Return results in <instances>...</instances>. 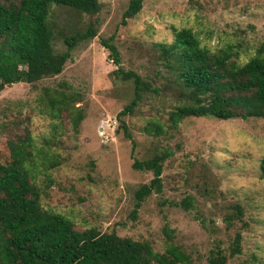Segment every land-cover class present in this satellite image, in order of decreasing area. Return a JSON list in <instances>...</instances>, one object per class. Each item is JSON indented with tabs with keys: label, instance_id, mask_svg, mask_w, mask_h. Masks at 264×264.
Returning <instances> with one entry per match:
<instances>
[{
	"label": "rangeland",
	"instance_id": "rangeland-1",
	"mask_svg": "<svg viewBox=\"0 0 264 264\" xmlns=\"http://www.w3.org/2000/svg\"><path fill=\"white\" fill-rule=\"evenodd\" d=\"M128 1L101 0L98 35L77 46L61 74L35 88L19 82L0 92V161L10 158L2 124L8 116L18 115V108L26 115L32 105L36 110L33 133L37 145L45 149L36 168L46 208L67 215L79 229L116 230L122 236L148 239L158 250L165 249L167 233L174 235L199 264H207V255L219 240L229 252L236 229L243 227V250L234 263L259 264L264 259V118L188 117L171 131L173 135L166 139L159 135L161 147L174 151L163 174L165 191L150 196L134 219V193L154 176L152 171L133 167L134 158L142 159L150 141L156 139L146 131L145 117L160 114L167 102L149 93L139 106L144 116L126 117L137 141L133 152L132 140L122 128L117 132V114L134 96L133 85L114 76L119 65L102 38L115 33L121 65L145 74L151 73L150 57L133 45L135 39L170 42L174 25L192 27L213 48L241 43L242 58L247 59L264 42V0H144L141 12L124 26L121 19ZM53 10L56 32L70 30L75 21L81 28L90 21L85 14L77 20L56 5ZM57 42L63 49L62 41ZM63 81L82 95L77 106L84 117L78 122L51 115L39 102L45 87ZM203 170L216 182L211 195L200 191L203 182L197 175ZM221 191L245 203L242 222L247 224L226 229L219 208ZM188 193L196 199L189 210L178 204Z\"/></svg>",
	"mask_w": 264,
	"mask_h": 264
},
{
	"label": "trees",
	"instance_id": "trees-1",
	"mask_svg": "<svg viewBox=\"0 0 264 264\" xmlns=\"http://www.w3.org/2000/svg\"><path fill=\"white\" fill-rule=\"evenodd\" d=\"M54 5L77 20L85 14L90 21L83 28L75 21L70 30L56 32V22L51 21ZM143 5L144 0H129L121 25L127 26L136 18ZM102 6L101 0H0V92L19 82L35 88L42 80L61 74L77 46L91 42L98 35ZM172 30L170 42L134 40L133 45L150 57L151 73L147 74L121 65L115 33L102 38L119 65L113 71L114 76L133 85L134 96L117 114V132L124 130L125 136L132 140L133 152L137 141L126 117L144 116L139 106L149 93L167 102L163 103L160 114L145 117V129L156 139L150 141L144 157L139 159L132 152L133 167L152 171L154 175L134 193L131 212L134 219L150 196L165 191L163 174L174 151L161 147L159 135L165 139L173 135L171 131L188 117L264 118V42L243 59L241 43L213 48L204 44L192 27L174 25ZM57 40L62 41L63 49ZM81 96L63 81L53 88L45 87L39 102L51 115L59 114L63 120L71 117L78 122L84 117L77 106ZM18 110V115L8 116L1 126L2 133L7 135L10 158L0 161V264H199L174 235L167 233L165 249L158 250L148 239L122 236L116 230L102 232L95 226L79 229L67 215L46 208L42 202L45 190L36 168L45 149L37 145L32 129L36 110L32 105L26 115H22L21 108ZM262 167L264 170V159ZM208 174L203 170L197 176L203 182L200 191L211 195L216 182H211ZM190 175L196 174L189 172ZM220 196L219 208L226 229L240 222L247 224L242 222L245 203L228 198L223 191ZM195 200L188 193L181 202H175L189 210ZM243 229H236L229 252L219 240L210 249L206 263L235 264L234 259L243 250ZM259 264H264V259Z\"/></svg>",
	"mask_w": 264,
	"mask_h": 264
}]
</instances>
